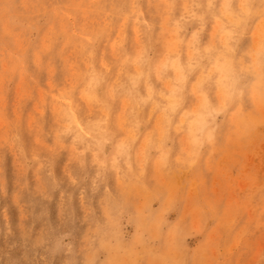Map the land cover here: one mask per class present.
<instances>
[{
  "label": "rangeland",
  "instance_id": "obj_1",
  "mask_svg": "<svg viewBox=\"0 0 264 264\" xmlns=\"http://www.w3.org/2000/svg\"><path fill=\"white\" fill-rule=\"evenodd\" d=\"M0 264H264V0H0Z\"/></svg>",
  "mask_w": 264,
  "mask_h": 264
},
{
  "label": "bare ground",
  "instance_id": "obj_2",
  "mask_svg": "<svg viewBox=\"0 0 264 264\" xmlns=\"http://www.w3.org/2000/svg\"><path fill=\"white\" fill-rule=\"evenodd\" d=\"M122 6H123V5H122ZM78 11H79V10H78ZM205 22H206V21H205ZM30 28H31V27H30ZM59 38H60V37H59ZM70 40H71V39H70ZM72 40H73V39H72ZM123 47H124V46H123ZM160 61H161V60H160ZM90 137H91V136H90ZM12 166H13V165H12ZM33 172H34V171H33ZM17 173H18V172H17ZM16 176H17V175H16ZM38 190H39V189H38ZM40 192H41V191H40ZM40 192H39V193H40ZM40 194H41V193H40ZM37 236H38V235H37Z\"/></svg>",
  "mask_w": 264,
  "mask_h": 264
}]
</instances>
